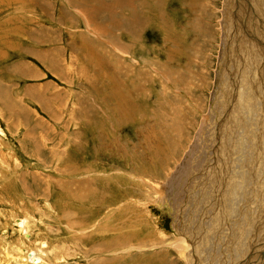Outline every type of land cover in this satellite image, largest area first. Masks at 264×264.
Returning <instances> with one entry per match:
<instances>
[{
  "label": "rangeland",
  "instance_id": "rangeland-1",
  "mask_svg": "<svg viewBox=\"0 0 264 264\" xmlns=\"http://www.w3.org/2000/svg\"><path fill=\"white\" fill-rule=\"evenodd\" d=\"M242 1L0 0V264L21 239L41 264L264 247V74L240 57L264 62V28Z\"/></svg>",
  "mask_w": 264,
  "mask_h": 264
},
{
  "label": "bare ground",
  "instance_id": "bare-ground-1",
  "mask_svg": "<svg viewBox=\"0 0 264 264\" xmlns=\"http://www.w3.org/2000/svg\"><path fill=\"white\" fill-rule=\"evenodd\" d=\"M240 1H242V0H240ZM256 0H250V4L251 3H253V5L254 6H252V7H254V9H253V16H255L256 15V13H257V11H258V13H257V15H259V17L255 20L254 18H253V20H254V22L255 23H257V25H258V28H257V31H258V33H259V35L260 36H262V33L260 32V29L261 28H264V14H263V12H264V0H261V2H260V0H257V2H255ZM243 2V1H242ZM245 2V1H244ZM255 3H257V5H255ZM252 5V4H251ZM130 6H132V7H130L131 9H133V5H130ZM260 6H261V8H260ZM259 13H261V15L259 14ZM247 14V13H246ZM245 14V15H246ZM240 20H241V18H240ZM264 39V38H263ZM256 48H259L258 46H257V43L255 42V46H254V44L251 42L250 43V45L248 46V47H246V44H244L243 46H242V49H241V52H240V57L242 58V59H246V65H247V68H245V73L246 74H248V78L249 79H252V78H254V68H253V66L254 67H257V65L259 66L258 67V73L259 72H261L260 74H264V62L262 63V62H258V60L256 61V64L254 63V57H253V55L255 54V52L253 53L252 52V49H256ZM260 49V48H259ZM257 55H258V57H259V53H257ZM256 55V56H257ZM264 58L263 57H260V60H263ZM253 68V69H252ZM256 71V70H255ZM250 72H251V74H250ZM246 77V78H247ZM247 78V79H248ZM253 87L255 88L256 87V85H255V83H254V80H253ZM249 90V89H248ZM252 90V89H251ZM251 92H253V91H251ZM248 94V93H247ZM252 94V93H251ZM254 95V94H253ZM251 98V97H250ZM255 103H256V97L254 96V98H253V96H252V98H251ZM231 145H233V147H238L239 146V144H237L236 142H232V144ZM234 148H232V150H233ZM234 151V150H233ZM228 154V153H227ZM230 155V154H229ZM228 155V156H229ZM232 156H234V154L232 155ZM227 158V157H226ZM225 158V159H226ZM230 158V157H229ZM246 160V159H245ZM241 161H242V158H241ZM244 161V160H243ZM242 161V162H243ZM2 166V165H1ZM3 167V166H2ZM243 169V168H242ZM207 170V169H206ZM233 173H235V172H233ZM232 175V174H231ZM238 177V176H237ZM239 178V177H238ZM204 179V178H203ZM233 180V179H232ZM243 180V179H242ZM239 181V180H238ZM237 181V182H238ZM201 183V182H200ZM212 183V182H211ZM233 183V182H232ZM234 184V183H233ZM204 185V184H203ZM210 185V184H209ZM231 185V184H230ZM217 186V185H216ZM237 187H239V186H237ZM157 189V188H156ZM171 189H172V187H171ZM176 189V188H175ZM156 191V190H155ZM158 191V190H157ZM169 191H172V190H169ZM173 192V191H172ZM233 193V192H232ZM160 195V194H159ZM213 195V194H212ZM161 196V195H160ZM214 196H215V194H214ZM198 199V198H197ZM211 199V198H210ZM162 200V199H161ZM203 204V203H202ZM191 208V207H190ZM200 208V207H199ZM177 209V208H176ZM229 210V209H228ZM175 213H176V211H175ZM180 213V212H179ZM179 215H181V214H179ZM181 222H178V228H179V225L181 224L182 225V220H180ZM184 222V221H183ZM25 223H26V221L24 220V221H20V224H19V227H20V229H21V234H22V236L21 237H25V238H27V240H28V237H29V229H28V226L27 225H25ZM27 224V223H26ZM98 226V225H97ZM184 226V225H183ZM102 226H100V228H101ZM186 227V226H185ZM185 227H183V229H186ZM93 228V227H92ZM103 229H105V227L103 226L102 227ZM95 230V229H94ZM98 230V229H97ZM100 230V229H99ZM98 230V231H99ZM258 229H256V231H257ZM108 231V230H107ZM25 232V233H24ZM24 233V234H23ZM96 233V232H95ZM181 234V233H180ZM25 240V239H24ZM28 242H30V239L28 240ZM155 242H157V239L156 240H153V243H155ZM19 245H18V247H20V248H17V247H14V249H15V252L17 253V256L18 257H16V259L18 258V264H41L42 262H43V255L44 254H47L46 252H45V247L44 248H41L42 250L40 251V250H38V249H35L34 251L33 250H31L30 252L31 253H26L27 252V248H25L26 246H27V243H25V241H23V239H21L19 242ZM44 243V242H43ZM26 244V246L24 247V245ZM174 245H173V247H176L177 248V250H179L180 251V253H181V257L182 256H185V254H186V252H185V250H184V245H183V243H182V241L181 240H178L176 243H173ZM47 245V244H46ZM255 246V245H254ZM155 247H157V246H155ZM154 247V248H155ZM153 248V247H152ZM153 248V249H154ZM48 249V248H47ZM185 249H186V247H185ZM131 250V249H130ZM140 250V249H139ZM144 251V250H143ZM156 251V250H155ZM43 252H45L44 254H43ZM255 256H257V255H255ZM20 257V258H19ZM261 260V259H260ZM10 261V260H9ZM17 263V262H16ZM260 264V263H259Z\"/></svg>",
  "mask_w": 264,
  "mask_h": 264
}]
</instances>
